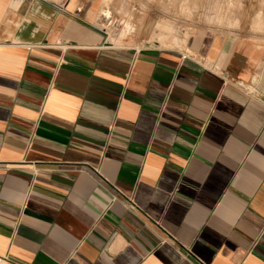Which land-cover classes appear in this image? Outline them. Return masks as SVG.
Returning a JSON list of instances; mask_svg holds the SVG:
<instances>
[{"label": "crops", "instance_id": "obj_1", "mask_svg": "<svg viewBox=\"0 0 264 264\" xmlns=\"http://www.w3.org/2000/svg\"><path fill=\"white\" fill-rule=\"evenodd\" d=\"M80 8L0 0V264H264V41L118 48Z\"/></svg>", "mask_w": 264, "mask_h": 264}, {"label": "rangeland", "instance_id": "obj_2", "mask_svg": "<svg viewBox=\"0 0 264 264\" xmlns=\"http://www.w3.org/2000/svg\"><path fill=\"white\" fill-rule=\"evenodd\" d=\"M107 45L196 51L211 34L264 41V0H73ZM92 26V27H93Z\"/></svg>", "mask_w": 264, "mask_h": 264}]
</instances>
